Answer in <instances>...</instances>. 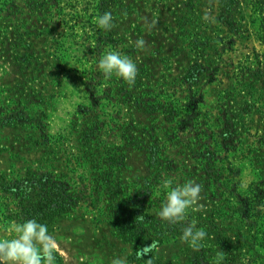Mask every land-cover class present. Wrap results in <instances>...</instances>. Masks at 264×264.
<instances>
[{"label": "rangeland", "instance_id": "374dc122", "mask_svg": "<svg viewBox=\"0 0 264 264\" xmlns=\"http://www.w3.org/2000/svg\"><path fill=\"white\" fill-rule=\"evenodd\" d=\"M261 13L252 0H0V238L36 218L56 264H264ZM107 51L136 63L132 84L98 69ZM189 180L200 198L175 224L207 233L197 253L168 235L128 259L141 225H171L157 213Z\"/></svg>", "mask_w": 264, "mask_h": 264}, {"label": "clouds", "instance_id": "9594fccd", "mask_svg": "<svg viewBox=\"0 0 264 264\" xmlns=\"http://www.w3.org/2000/svg\"><path fill=\"white\" fill-rule=\"evenodd\" d=\"M204 19L209 20V16L205 14ZM96 23L102 29L111 30L113 14L109 11L103 12L96 17ZM135 45L143 48L144 41L137 39ZM97 67L105 77L114 74L129 84L135 81L138 72L136 63L119 51L102 53ZM171 184V180L164 182L166 188ZM201 191V185L191 180L171 187L166 193V200L161 204L158 216L173 224L184 221L186 210L200 198ZM11 231V238H0V264H56L58 246L47 223L36 218L25 219L13 224ZM206 235L204 230L197 229L195 224L189 222L183 227L181 239L199 247ZM148 251L149 248L145 247L137 255H147ZM113 264H124V261H114Z\"/></svg>", "mask_w": 264, "mask_h": 264}, {"label": "trees", "instance_id": "16d2710c", "mask_svg": "<svg viewBox=\"0 0 264 264\" xmlns=\"http://www.w3.org/2000/svg\"><path fill=\"white\" fill-rule=\"evenodd\" d=\"M255 6L260 10L262 13V20H261V42L264 45V0H252ZM118 209H114V212H117ZM142 215V214H140ZM143 217V216H142ZM140 223V221H138ZM114 227H116V222L112 223ZM147 225V226H145ZM145 228L140 231L139 236H137V243L136 247H134V252L131 256H129L128 259L136 262H144L147 258H149L153 252V249L157 247L158 245H161L164 243L165 239L167 238L168 235H177V237H181L183 227L182 225V231L179 229V226L176 224L171 223V225H155L154 222H145L144 225ZM117 234L123 239L126 240L128 232H126V228L122 225V227L117 226ZM154 245V247H151ZM145 247L149 248L148 254L147 255H140L138 256L137 253L140 252L142 249ZM193 251V255H195L198 251V247H193L191 248Z\"/></svg>", "mask_w": 264, "mask_h": 264}]
</instances>
